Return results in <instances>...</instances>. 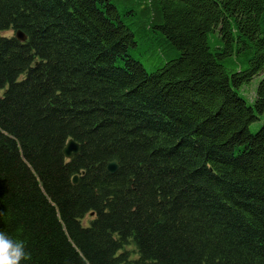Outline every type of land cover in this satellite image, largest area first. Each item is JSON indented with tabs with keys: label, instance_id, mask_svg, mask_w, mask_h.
<instances>
[{
	"label": "trees",
	"instance_id": "trees-1",
	"mask_svg": "<svg viewBox=\"0 0 264 264\" xmlns=\"http://www.w3.org/2000/svg\"><path fill=\"white\" fill-rule=\"evenodd\" d=\"M263 112L264 0H0V230L22 264H264Z\"/></svg>",
	"mask_w": 264,
	"mask_h": 264
},
{
	"label": "clouds",
	"instance_id": "clouds-1",
	"mask_svg": "<svg viewBox=\"0 0 264 264\" xmlns=\"http://www.w3.org/2000/svg\"><path fill=\"white\" fill-rule=\"evenodd\" d=\"M32 259L23 239H14L0 230V264H22Z\"/></svg>",
	"mask_w": 264,
	"mask_h": 264
},
{
	"label": "rangeland",
	"instance_id": "rangeland-1",
	"mask_svg": "<svg viewBox=\"0 0 264 264\" xmlns=\"http://www.w3.org/2000/svg\"><path fill=\"white\" fill-rule=\"evenodd\" d=\"M260 75L254 76L249 82L243 84L241 88L238 90L239 94L244 97V99L251 103L254 96H255V90L256 86L258 84V81L260 80ZM262 125H264V112L259 114V117L250 123L249 130L251 132H255L257 129H259Z\"/></svg>",
	"mask_w": 264,
	"mask_h": 264
},
{
	"label": "water",
	"instance_id": "water-1",
	"mask_svg": "<svg viewBox=\"0 0 264 264\" xmlns=\"http://www.w3.org/2000/svg\"><path fill=\"white\" fill-rule=\"evenodd\" d=\"M16 37L20 40V41H25L26 36L23 34L22 31L18 30L16 32ZM63 153L65 155V157L69 158L74 154L78 153V143H76L73 139H69L64 148H63ZM107 169L109 172L113 173L116 171L117 169V165L115 163V161H110L107 165ZM73 181L76 182L77 181V176L73 177Z\"/></svg>",
	"mask_w": 264,
	"mask_h": 264
}]
</instances>
